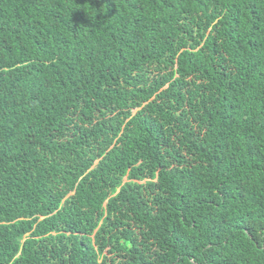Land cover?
I'll use <instances>...</instances> for the list:
<instances>
[{
  "label": "trees",
  "instance_id": "1",
  "mask_svg": "<svg viewBox=\"0 0 264 264\" xmlns=\"http://www.w3.org/2000/svg\"><path fill=\"white\" fill-rule=\"evenodd\" d=\"M0 264H264V0H0Z\"/></svg>",
  "mask_w": 264,
  "mask_h": 264
}]
</instances>
